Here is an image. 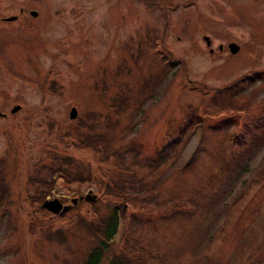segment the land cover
<instances>
[{"label": "rangeland", "instance_id": "374dc122", "mask_svg": "<svg viewBox=\"0 0 264 264\" xmlns=\"http://www.w3.org/2000/svg\"><path fill=\"white\" fill-rule=\"evenodd\" d=\"M30 10L35 16L28 14ZM233 42L237 48L231 51ZM168 51L180 61L171 63ZM263 67L264 0H0V157L6 159L3 171L12 199L10 206L0 209V264H80L92 238L79 216L95 226V214H103L109 201L119 202L105 194L101 183L111 165L99 160L98 153L74 146L77 131L84 130L75 129L76 117L88 124L98 116L99 137L117 144L132 139L140 158L151 159L165 132L184 119L186 106L199 114L209 111L206 122L224 116L211 102L214 89ZM113 97L124 101L120 115L110 105ZM231 103L234 108L228 110L236 123L255 115L264 103V79L247 85ZM15 105L19 107L12 109ZM240 105L248 106L249 112L236 109ZM71 108L73 118L68 117ZM106 118L111 121L108 125ZM232 125L229 132L235 128ZM215 137L211 157L228 148ZM197 141V133L188 135L172 157L146 173L155 198L163 199L156 207L176 192L182 194L209 168L212 160L200 153V167L179 183L178 169ZM256 146L242 160L247 171H241L224 198L215 201L218 210L224 211L222 202L229 201L243 187L241 181L247 184L264 164V138ZM45 150L71 156L83 173L88 165L93 176L80 184L55 182L45 198L69 203L90 190L96 196L93 202L78 200L62 214L31 202L28 194L33 188L27 178L34 177L38 160L46 158ZM249 186L224 230L218 231L211 213L203 220V226L210 225L212 241L205 253L213 257V264L214 260L245 264L248 253L264 257V182ZM126 209L137 212L134 204ZM137 216L143 222L140 240L147 239L151 226L159 228L156 237L160 231L168 232L166 217L158 211ZM121 227L122 223L119 231ZM178 227L173 228L175 233ZM56 229L63 231L62 243L52 239ZM117 237L118 232L109 241L115 251ZM163 241L156 238L155 243L161 247ZM109 256L104 252L99 264H108ZM152 261L144 264H156Z\"/></svg>", "mask_w": 264, "mask_h": 264}, {"label": "trees", "instance_id": "16d2710c", "mask_svg": "<svg viewBox=\"0 0 264 264\" xmlns=\"http://www.w3.org/2000/svg\"><path fill=\"white\" fill-rule=\"evenodd\" d=\"M167 54L172 60L171 63L180 61L173 58L169 51ZM164 68H168V65ZM165 69L162 68L161 70ZM156 78L158 77L155 76L154 79ZM256 79H264V67L255 72H245L236 77L234 81L215 88L211 94L214 96L216 92V95L211 102L218 105L216 112L223 111L221 113L224 116L212 117L210 122L204 120L205 113L209 115V111L199 114L195 107L186 106L183 113L184 119L174 129L165 132L163 144L155 148L153 151L154 156L151 159L145 158L142 160L140 158L139 152L133 146L132 139L117 144L116 140L99 137L98 130H95L98 126L95 119L98 116L88 124L83 123L82 118L76 117L75 129L82 127L84 130L77 131V141L73 143L74 146L76 148H87L98 153L99 160L108 162L111 165L106 180L101 183L105 194L119 201H109V206H105L103 214H95V226L79 216L81 226L92 238L90 240L91 246L85 252L80 264H99L104 252L110 253L108 264H144L150 258L156 264L212 263L213 257L205 253L208 244L212 241V234L209 231L210 225L203 226V220L209 217L211 213L210 219L214 221L213 223H219L218 231L224 230L227 221L229 222L233 214L232 208L239 204L240 200L249 193V185L251 183L260 185L264 182V164H262L258 172L253 173L248 178L250 180L247 184L241 181L243 187L236 191L229 198V201L221 200L225 204L224 211L216 208L215 201L224 198V194L234 185L241 171H247L246 165L242 164L243 158L249 156L253 148L257 147L256 145L264 138V103L255 115L247 120L242 119L239 123H236V119L232 117L228 110L234 108L231 100L233 102V99H238L246 86L255 83ZM149 82L151 83L150 77ZM53 87L56 88V84L53 83ZM110 105L113 106V112L118 115L122 113L121 111H124L125 105L121 98L113 97L110 99ZM209 107L211 109V105ZM236 109L245 112L244 114L250 110L246 105L236 106ZM107 119L105 120L106 125L111 123ZM230 124L235 127L231 132L228 131ZM121 133H123V130H121ZM172 133H174V137ZM196 133L198 141L195 149L178 169L179 183L182 182V177L186 176L187 173L192 174L195 169L200 167L201 162L198 158L200 153L206 155L207 159L212 160L209 168H206V172L200 175V179H197L182 194L176 192V195L172 196L168 202L156 207L155 203H161L163 199L155 198L153 190L148 187L150 180L146 183V176H148L146 173L156 171L160 167V163L174 155L180 142L185 140L188 135H196ZM215 136L221 137L222 144L228 148L223 151L220 150L217 157H211L209 147L213 144L210 142L218 138ZM224 139H228V141L225 143ZM197 153L198 155H196ZM45 155L44 160H38L37 164L39 165L35 170L34 177L27 178V182L33 188V191L28 194V198L31 202H35L39 209H43L40 204L55 182H60L61 185L65 186L73 182L80 184L93 180L89 166H85L83 173L81 164L74 163L71 156L56 150H45ZM5 161V157H0V209H6L12 203L10 188L3 171ZM220 182H227L228 184L225 188H221L222 186H219ZM214 184H217L216 188L213 187ZM149 198L154 199V201L153 199L150 200L153 203L152 205L147 204ZM133 204L137 208L136 213L140 214V216H137L139 218L142 217L144 212L151 213L155 211H158L161 216H165L166 221L163 224L166 225L165 228L168 232L163 234L160 231V234L156 237L155 234L159 233V228L158 226L156 228L151 226L149 227L150 233L147 234V239L140 240L139 231L140 227L143 226V222L135 218L136 213L134 214L131 210L126 209L128 205ZM123 205L126 208H123ZM121 223L122 227L119 231ZM176 226H179L177 233L173 230ZM116 232H118V237L115 245L118 251H115L112 244L109 243ZM53 235L52 239L56 242L62 243L64 241L62 230H54ZM46 238L50 239V236H46ZM156 238L164 240L161 247H158L155 243ZM201 244H205L204 248L201 247ZM150 248H156L155 252L150 251ZM198 249L199 252L196 254L195 250ZM244 262L245 264H264V257L256 259L248 253L244 258ZM214 264L220 263L214 260Z\"/></svg>", "mask_w": 264, "mask_h": 264}, {"label": "water", "instance_id": "95a60500", "mask_svg": "<svg viewBox=\"0 0 264 264\" xmlns=\"http://www.w3.org/2000/svg\"><path fill=\"white\" fill-rule=\"evenodd\" d=\"M28 14L30 16H35L36 13L35 11L30 10ZM7 19H11V18H7ZM204 38L205 41L209 42L207 36H204ZM236 48L237 45L234 42L229 44V49L231 51L235 50ZM17 107L18 105H15L12 107V109H16ZM74 116H75V109L71 108L68 112V117L73 118ZM77 199L78 200L83 199L88 202H93L95 200V194L92 193L90 190H88L83 195H78L77 197L71 198L70 199L71 204H74ZM40 206L53 214H62L69 208V204H62L56 197H53L51 199H44L41 202Z\"/></svg>", "mask_w": 264, "mask_h": 264}]
</instances>
